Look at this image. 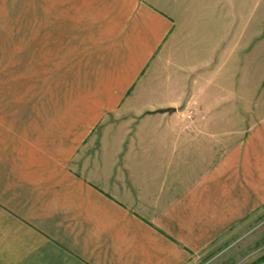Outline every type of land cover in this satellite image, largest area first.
I'll list each match as a JSON object with an SVG mask.
<instances>
[{
  "label": "crops",
  "instance_id": "1",
  "mask_svg": "<svg viewBox=\"0 0 264 264\" xmlns=\"http://www.w3.org/2000/svg\"><path fill=\"white\" fill-rule=\"evenodd\" d=\"M8 1L19 0H0V15ZM37 1L49 16L71 17L66 26L104 9L137 16L135 47L115 74L129 75L123 97L176 28L149 0ZM207 52L214 57L217 46ZM214 76L158 75L167 91L148 107L161 111L138 121L135 134L99 138L79 172L7 180L0 264H210L247 238L264 219V116L250 126L249 104L235 98L242 89L216 86Z\"/></svg>",
  "mask_w": 264,
  "mask_h": 264
},
{
  "label": "rangeland",
  "instance_id": "2",
  "mask_svg": "<svg viewBox=\"0 0 264 264\" xmlns=\"http://www.w3.org/2000/svg\"><path fill=\"white\" fill-rule=\"evenodd\" d=\"M149 1L171 13L176 28L125 97L129 75L115 74L135 47L134 13L104 9L66 26L71 17L49 16L46 1H8L0 15V202L7 180L48 179L61 167L79 172L81 155L100 150L99 138L135 134L138 121L160 110L148 107L167 91L158 75L221 76L216 86L242 89L235 98L249 104L250 126L264 116V0ZM262 260L264 219L210 264Z\"/></svg>",
  "mask_w": 264,
  "mask_h": 264
},
{
  "label": "water",
  "instance_id": "3",
  "mask_svg": "<svg viewBox=\"0 0 264 264\" xmlns=\"http://www.w3.org/2000/svg\"><path fill=\"white\" fill-rule=\"evenodd\" d=\"M175 109L169 108V109H164L163 111H174Z\"/></svg>",
  "mask_w": 264,
  "mask_h": 264
},
{
  "label": "built area",
  "instance_id": "4",
  "mask_svg": "<svg viewBox=\"0 0 264 264\" xmlns=\"http://www.w3.org/2000/svg\"><path fill=\"white\" fill-rule=\"evenodd\" d=\"M191 113H193V111H192ZM191 113H190V114H191Z\"/></svg>",
  "mask_w": 264,
  "mask_h": 264
}]
</instances>
